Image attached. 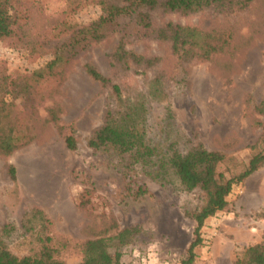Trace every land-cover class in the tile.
I'll return each instance as SVG.
<instances>
[{
    "label": "rangeland",
    "instance_id": "obj_1",
    "mask_svg": "<svg viewBox=\"0 0 264 264\" xmlns=\"http://www.w3.org/2000/svg\"><path fill=\"white\" fill-rule=\"evenodd\" d=\"M228 2L187 15L155 9L148 29L120 21L122 29L50 66L68 36L98 19L101 8L92 0L19 1V26L0 39V125L21 138L13 153L0 155V228L7 227L3 238L13 254L37 253L39 238L49 234L58 247L56 258L77 263L82 241L138 225L141 232L122 249L120 264H180L186 257L195 222L184 211L199 207L200 191L181 192L139 175L135 180L148 194L130 196L117 159L87 147L114 99L110 86L89 78L84 66L117 84L124 97L161 79L165 101L148 103L147 131L154 143L190 140L245 162L262 145L258 122L264 127V116L254 112L264 94V0ZM169 22L224 35L227 45L207 60L174 55L171 44L157 37ZM120 41L126 51L156 59L155 65L114 62ZM69 135L75 151L65 146ZM89 181L95 191L82 207ZM226 199L228 206L201 228L194 264H233L249 246L264 244V164ZM34 208L49 224L31 220Z\"/></svg>",
    "mask_w": 264,
    "mask_h": 264
},
{
    "label": "trees",
    "instance_id": "obj_2",
    "mask_svg": "<svg viewBox=\"0 0 264 264\" xmlns=\"http://www.w3.org/2000/svg\"><path fill=\"white\" fill-rule=\"evenodd\" d=\"M20 0H0V39L15 34L19 26L22 10ZM99 5L102 14L88 25L73 31L54 55V61L68 60L94 43L107 37L109 32L120 28V21L151 28L150 12L161 9L165 12L187 15L199 12L211 6L225 8L231 5L228 0H92ZM16 3V4H15ZM126 35L123 33L122 36ZM158 39L171 44L172 53L178 56L207 60L221 52L227 45L228 37L216 36L210 32L195 27L167 23L157 32ZM112 60L116 63L128 62L134 65L153 67L156 59H143L130 51H126L123 42H118L112 53ZM85 73L93 81L103 86H110L113 105L106 107L102 124L94 129L87 139V147L93 153L103 152L114 156L127 179L126 190L135 199L148 194L144 184L135 180L139 175L161 186H176L178 190L191 193L200 191L202 202L199 207L191 211H184L187 218L195 222L194 239L189 244L186 257L180 264H194L195 249L201 245L200 231L206 219L228 206L227 196L234 186L258 170L264 164V127L259 142V151H253L247 161H242L234 155L221 151H211L202 143L181 141L166 138L165 143H154L148 136L147 113L148 103L165 101L166 93L159 77L149 82L148 89L131 97H124L117 84L99 73L93 66L86 65ZM51 68V67H50ZM258 116H264V94L255 107ZM21 142L20 137L13 135V129H4L0 125V155L8 156L13 153ZM65 146L75 151L76 141L72 135L64 139ZM137 171V172H136ZM8 173L12 181L15 180V168L10 165ZM91 178H89L90 180ZM95 191L94 183L89 181L80 196V206H86ZM133 191V192H132ZM38 209H33L31 220L44 223L49 221ZM114 233L108 236H96L82 241L79 245L81 259L77 263H67L56 258L58 247L54 235L39 238L41 248L37 253L17 256L13 254L3 235L7 227L0 228V264H120L122 249L131 245L134 236L141 232L138 225L115 227ZM61 248L65 246L59 241ZM233 264H264V244L249 246L244 250L243 258L236 259Z\"/></svg>",
    "mask_w": 264,
    "mask_h": 264
},
{
    "label": "crops",
    "instance_id": "obj_3",
    "mask_svg": "<svg viewBox=\"0 0 264 264\" xmlns=\"http://www.w3.org/2000/svg\"><path fill=\"white\" fill-rule=\"evenodd\" d=\"M205 222L207 223L208 221L206 220Z\"/></svg>",
    "mask_w": 264,
    "mask_h": 264
}]
</instances>
